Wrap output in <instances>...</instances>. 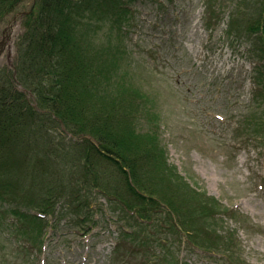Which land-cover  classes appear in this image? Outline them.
Returning <instances> with one entry per match:
<instances>
[{
	"label": "rangeland",
	"instance_id": "374dc122",
	"mask_svg": "<svg viewBox=\"0 0 264 264\" xmlns=\"http://www.w3.org/2000/svg\"><path fill=\"white\" fill-rule=\"evenodd\" d=\"M243 1L145 0L131 15L133 25L121 35L113 32L118 45L127 48L124 57L119 55V82L140 94L137 100L128 95L123 103L128 109L138 105L139 129H159L169 163L165 173L177 170L185 178L181 189L205 192L218 201L214 207L205 203L208 209L197 220L193 237L201 246L189 244L184 234L126 236L133 227L148 231L98 187L102 181L115 183L119 174L102 170L108 164L97 155H90L87 163L88 142L64 133L66 138L56 136L59 145L43 147L51 151L64 178L91 182L83 187L89 205L76 211L68 193L56 203L54 214L38 220L42 229L35 217L21 229L11 212L2 216L0 264H264V131L248 123L252 119L256 124L254 77L260 67L254 61L258 47L251 44V36L239 32L251 16ZM32 3L25 0L0 22V67L12 65L22 17ZM236 18L239 25L231 37ZM108 30L104 26L98 42L107 38ZM26 170L25 197L8 198L3 204L9 210L20 204L28 208L31 199L44 193L43 169L17 163L22 176ZM95 173L100 182H94ZM35 209L28 212L39 214ZM31 223L38 225L36 231H30ZM205 248L211 253L201 250Z\"/></svg>",
	"mask_w": 264,
	"mask_h": 264
},
{
	"label": "trees",
	"instance_id": "16d2710c",
	"mask_svg": "<svg viewBox=\"0 0 264 264\" xmlns=\"http://www.w3.org/2000/svg\"><path fill=\"white\" fill-rule=\"evenodd\" d=\"M24 1L0 0V22ZM144 1L33 0L23 15V31L15 44L13 63L0 67V218L11 212L17 217V225L25 229L29 218L35 217V223L41 228L40 221L45 219L30 214L28 208L54 214L56 203L68 193L76 211L86 209L89 202L83 187L90 181L84 179L82 183L64 178L51 158V151L43 147L59 145L56 136L66 138V133L88 142L89 148L84 153L87 163L90 155H97L100 162L108 164L102 170L119 174V180L114 178V183L100 182L95 173L94 182H100L96 185L108 199L148 231L133 227L126 236L176 238L184 234L189 244L201 246L193 237L198 232L197 220L208 209L205 203L214 207L218 201L206 197L205 192L200 195L193 190L189 194L190 189H181L179 185L185 178L177 170L169 175L165 173L169 163L159 129L153 127L151 132L139 129L138 105L132 103L128 109L123 103L128 95L137 100L140 94L139 90L122 87L123 82H119V55L124 57L127 48L118 45L113 32L121 35L133 25L131 15L136 5ZM243 4L251 16L245 18L248 27L239 32L251 36V44L258 47L254 61L260 67L257 71L264 75V0H250L249 4L243 1ZM210 5L213 11L214 5ZM254 9L259 13L255 14ZM238 22L237 18L232 21L229 36ZM106 25L110 28L109 35L98 42V34ZM257 71L254 79L258 98L253 110L256 124L252 119L248 123L252 129L264 131L261 129L264 127V78ZM55 128L62 133L55 134ZM24 161L26 168L43 169L42 194L45 195L42 199L41 195L31 199L28 208L20 204L9 210L3 204L8 198L25 197L22 181L27 170L24 176L23 171H17V163ZM35 223H31V232L38 229Z\"/></svg>",
	"mask_w": 264,
	"mask_h": 264
}]
</instances>
